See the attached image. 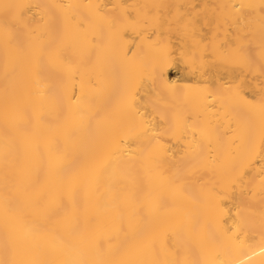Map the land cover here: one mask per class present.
Here are the masks:
<instances>
[{
	"label": "bare ground",
	"instance_id": "6f19581e",
	"mask_svg": "<svg viewBox=\"0 0 264 264\" xmlns=\"http://www.w3.org/2000/svg\"><path fill=\"white\" fill-rule=\"evenodd\" d=\"M0 264H264V0H0Z\"/></svg>",
	"mask_w": 264,
	"mask_h": 264
},
{
	"label": "rangeland",
	"instance_id": "374dc122",
	"mask_svg": "<svg viewBox=\"0 0 264 264\" xmlns=\"http://www.w3.org/2000/svg\"><path fill=\"white\" fill-rule=\"evenodd\" d=\"M174 74H175V73H174ZM174 74H171V76H172V77H175V75H174ZM176 77H178V76H177V74H176Z\"/></svg>",
	"mask_w": 264,
	"mask_h": 264
}]
</instances>
